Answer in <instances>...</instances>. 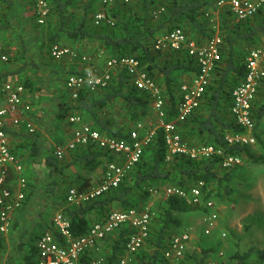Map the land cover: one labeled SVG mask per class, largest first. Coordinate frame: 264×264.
Listing matches in <instances>:
<instances>
[{
    "label": "trees",
    "instance_id": "trees-1",
    "mask_svg": "<svg viewBox=\"0 0 264 264\" xmlns=\"http://www.w3.org/2000/svg\"><path fill=\"white\" fill-rule=\"evenodd\" d=\"M29 1L31 5L36 4V0ZM217 1L204 0L203 3L196 2V0H141L136 5L133 1L130 3L115 2L108 6V9L105 7L104 10L112 23L106 18L96 24L94 15L99 10H97L95 0H48L49 13L45 22L43 24L35 22L33 27L35 32L43 31L41 34L46 36L45 38L38 35L39 40L32 42L21 36L25 30L19 31L15 26L13 27V24L0 23V44L8 53V60L0 62V81L10 74L19 73L20 68L32 65L31 67L35 68H30L33 73L30 75L29 71L24 72L22 76L20 75L21 81L18 82L23 84L26 91H39L43 88V81L48 80L51 83L55 80L53 85L61 102L62 117L67 120L71 114L77 113L85 122L90 123L104 134L126 137L128 130L138 121L144 122L146 128L150 129L148 118H152L151 111L158 121L151 93L137 87L129 74L122 70L112 74V79L106 87L93 91L85 89L80 91L77 98H73L65 86V81L69 74L80 72L83 67L80 69L76 66L66 70L60 68L57 60H54L51 55L52 45H69L68 47L71 46V48L78 47L80 50L89 51L88 55L96 60H102L103 64L113 56L136 57L161 87L165 99L164 108L167 112L165 118L173 120L177 114V104L181 100L179 90L183 82L182 76L185 73L191 75V72L197 68L194 60L185 51L171 48L156 49V40L174 27L183 28L187 35L198 41L208 38L214 34L215 30L207 14L214 16L217 10L223 11L219 27V33L223 38L222 59L204 93L201 104L184 121L178 123L179 131L191 143H216L224 147L228 153L240 155L241 158L245 155L253 161L263 159L262 155L258 156L251 151L253 146L229 145L224 138L229 133L244 131L243 127L236 123L230 110L232 89L245 76V61L250 49L264 41V6L253 17L236 20L226 7L218 8ZM0 2L1 20V18H7L14 0H0ZM161 6L164 7L162 12L155 15L156 10ZM259 13L260 16L256 17ZM33 16H36L34 11ZM9 33H14V36L11 37ZM41 38L43 40H40ZM31 45L38 51L37 57L29 55L33 49ZM21 59H24L20 63L21 67L8 69L7 66L10 63H17ZM98 67L102 68L103 65H98ZM263 117L264 79L253 105L255 127L252 132L257 138L256 144L261 141L262 134L259 133L258 126ZM68 125L72 126L69 120ZM21 126L23 125L14 126L7 123L5 129L9 136L16 134L24 138L30 146L31 157L35 160L40 154V147L36 143L35 135L30 134L26 128L20 130ZM187 126L189 129L186 130ZM190 127L193 133L195 132V140L187 137V132H191ZM12 151L14 153L13 149ZM70 151L71 154L67 158L64 156L59 159L52 150L46 158V165L51 167L46 193L52 192L58 184L56 171L62 167V163H65L64 167L71 164L77 165L78 171H95L99 167H103L104 170L106 163L114 159L112 154L95 146L77 147ZM219 167L225 172L218 173L221 171ZM234 167L223 168L218 157L195 160L184 155H175L172 159H167L164 133L158 123L155 134L149 145L144 148L140 161L117 187L84 203L67 204L63 211L70 221L72 236H81L86 234L95 223L104 221L116 208L120 210L133 207L143 209L140 204L153 198L151 189L158 188L160 190V195L157 197L159 210L152 216L145 245L131 255V264H163V251L170 238L182 231L175 232L174 230L181 225L179 215L194 208L208 210L204 207H193L179 196H167L164 192L165 187L175 185L188 189L203 180L205 182L203 193L208 189V185L213 184L204 196L206 199L214 197L215 190L222 197V192L226 190L221 183L226 179H232ZM10 177L16 179L17 175L11 170ZM256 178L253 176L251 179L254 181ZM89 179L87 178L85 184L77 188L87 189ZM25 180V195L21 206L17 208L21 214L26 211L35 193V183L28 176ZM227 190L231 192L230 187ZM67 191L68 187L61 195L63 199L66 198ZM16 225L14 222L11 228ZM46 231H51L58 236V232L52 226L50 230L35 232L31 236L27 235L26 230L17 232L20 242L16 249L23 253V262L36 263V241ZM133 232V227L125 224L116 229L115 234L106 235L103 242L105 246L109 243V252L105 253L101 262L94 264H116L119 258L126 253L125 242ZM209 252L211 249H204L200 257L185 252L182 262L183 264H206ZM256 254L252 260L251 252L235 251L229 255V260L216 264H262L264 250H257ZM93 262L94 257L91 251H86L80 258V264H93Z\"/></svg>",
    "mask_w": 264,
    "mask_h": 264
},
{
    "label": "built area",
    "instance_id": "built-area-1",
    "mask_svg": "<svg viewBox=\"0 0 264 264\" xmlns=\"http://www.w3.org/2000/svg\"><path fill=\"white\" fill-rule=\"evenodd\" d=\"M132 0H101L104 7L115 2L130 3ZM264 6V0H218L217 7H226L239 20L253 17ZM160 10L155 12L157 15ZM35 13L39 24H43L49 13L48 0H36ZM214 34L198 41L190 37L181 27H174L171 31L160 36L155 43L156 49L169 47L177 51H185L193 60L196 70L192 72L180 85L181 100L177 104V114L173 120H166L167 112L164 108L165 99L161 87L156 79L149 75L143 65L134 56L109 57L100 68L94 64V57L79 55L71 47L54 44L51 55L54 59L66 57L76 58L80 63H86L80 72L71 73L65 81L66 88L73 98L79 96L80 91H91L106 87L112 79V74L124 70L129 74L132 82L139 88L148 90L153 99V107L157 114L159 125L163 129L167 147V159L175 155H184L190 159L218 157L223 168L240 165V155L228 153L224 147L216 143H191L179 131L178 123L184 121L202 102L204 93L210 83L211 74L222 59L223 38L219 33V25L212 15L207 14ZM105 11L94 15V21L99 24L106 19ZM109 22L112 21L107 18ZM8 60V53L0 44V62ZM245 76L232 89L231 113L238 125L243 127L242 132H232L225 136L229 145L255 146L257 138L253 134L255 121L253 105L257 99L259 87L264 79V41L250 49L245 61ZM6 98L5 105L0 106V232L9 230L12 222V213L22 204L26 187L24 177L18 179L19 190L16 193L8 187V180L12 168L16 166V156L12 151L9 136L5 125L10 122L14 126L23 125L30 134L37 132V127L30 117L32 103L26 100V89L22 83L8 81L3 85ZM71 126L70 137L64 144L56 145L53 153L57 158L63 157L67 150L77 147L95 146L114 156L108 161L103 170V176L97 186L79 190L70 187L66 193L69 204L78 205L101 196L122 182L124 177L133 169L143 154L144 148L149 145L155 129H148L142 121L128 130L126 137L110 136L85 122L80 114H71L68 117ZM205 182L199 181L188 189L171 185L165 187V194L184 198L193 207H204L208 213L203 215L205 232L218 218L215 201L205 198L203 187ZM152 194L160 193L158 188L151 189ZM153 212L149 207L139 209L112 211L104 221L95 223L89 231L81 236H72L70 221L62 212H57L53 218L54 229L58 236L51 231L40 235L36 241L37 261L35 264H80V258L86 251L98 249L99 243L109 233L127 224L133 227L126 242V253L119 258L116 264H131V255L141 249L149 236ZM192 239L189 229L175 233L170 238L163 251V264H183L185 252ZM21 264H26L22 262ZM206 264H215L207 262ZM264 264V261L262 262Z\"/></svg>",
    "mask_w": 264,
    "mask_h": 264
},
{
    "label": "crops",
    "instance_id": "crops-1",
    "mask_svg": "<svg viewBox=\"0 0 264 264\" xmlns=\"http://www.w3.org/2000/svg\"><path fill=\"white\" fill-rule=\"evenodd\" d=\"M95 1L98 6L97 10L103 11L106 8L107 9L109 8V7L105 8L101 0H95ZM132 1L133 4L136 5V3L140 2L141 0H132ZM203 1L204 0H196V2H203ZM2 7H6V6L2 5ZM10 8L11 10L9 9L7 18H1L0 23L5 22V23H9L10 25L13 24V27L15 26V28L19 29V31L25 30V32H22L21 36L26 39L28 38L32 42L35 40H39L38 35L42 36L41 33L43 31L35 32L33 28L35 22H38L37 17L33 16V11L35 12V4L31 5L29 0H14ZM163 9L164 7L161 6L157 10H160L159 13H161ZM10 33L8 35L12 37L14 36L15 32L13 34ZM17 34L20 33L17 32ZM42 37L45 38L46 36H42ZM40 40H43V38H41ZM29 55L31 57H37L38 51L36 50V48H33L32 51L29 52ZM23 61L24 59H21L20 61H17V63H10L9 66L7 67L9 70L19 68L21 67L20 63H22ZM31 66L32 65L22 67L20 68L21 70L19 71V73H17L18 75L10 74L6 79L0 81V106L5 105L6 103V98L2 89L3 85L8 81L20 82L21 81L20 75L22 76L24 72L29 71L31 75V73H33L31 69H35ZM218 66L219 65H217V67ZM77 67L81 68V66L79 65H77ZM216 69L211 74L210 82L212 78L215 76ZM188 76L189 75H187V77ZM50 84L51 83L48 80L47 81L45 80L43 81L42 84L43 88H41V90L36 92L33 90L26 91V96H25L26 100L30 101L33 106V109L29 113L28 117H30L32 121H34L37 127L36 133L38 134V136H34V137L36 139V143L40 147V154L36 156L35 160H33V158L31 157L30 146L21 135L20 137H18L16 134H11L10 136L8 135L10 145L14 150L16 156V166L15 168H12V171L17 175L16 179H12L9 176V180L7 183L8 187L13 191V193H16L19 190L18 179L20 177L26 178V176H28L31 178V181L35 183L34 186L35 193L32 196L31 203L28 205L26 211L23 214H21L18 209L13 211L11 216L12 218L11 225L14 222L17 225L13 228H11L10 225V228L7 232L0 234V239H1L0 241L5 242L3 248L4 250L0 251L1 252L0 264H14V263L21 264L24 261L23 253L18 252L16 249L17 245L20 242V240L18 239L19 232L26 230L28 231L27 235H32V233L34 232L38 233V231L41 230L42 228H43L42 230L44 229L50 230L51 226L54 227L52 221H50V217L53 216L54 218L57 212L64 213L63 208H65L66 205L69 204L66 201V198L63 199L61 197V195L65 193L67 187L68 189L70 187H79L81 184H85L86 182L85 180L87 178L88 179L90 178L88 188H91L97 186L99 184V180L102 177L103 167H99L95 171H86V170L78 171L77 165L71 164L68 167H64L65 163H62L61 165L63 169L61 167L60 169L62 170L58 169L56 171V178H57L56 180L58 184L55 186V189L52 192L50 193L45 192L46 184L50 181L49 172L51 169L49 165H46V158L50 155V152L54 149L56 145L64 144L69 139L70 135L67 131L68 128L70 129L69 132H71V127H69V125L67 128L64 124L61 125V122L59 124L60 118H56L61 114L60 113L61 102L59 101V98L57 97L56 92L54 90L53 92L52 91L48 92L49 89H52V85ZM41 95L43 97H41ZM53 118L56 119L53 120ZM10 124L11 123L8 122V125ZM50 128L53 130L50 131L49 130ZM19 129L24 130L25 127L21 126ZM187 129H189L188 126L186 130ZM190 130L191 132L190 131L187 132L188 134L187 137L189 139L192 138L194 139L195 137H194L193 129H191V127ZM59 138L62 139L65 138L67 140L63 143L58 144L57 140ZM70 154L71 151L67 150L66 153L63 155V157L65 156V158H67ZM63 157L59 159H62ZM8 232H11V234L9 235ZM111 234H115L114 231ZM102 242L103 241L99 243V246L105 243ZM94 263L97 262L94 261L93 264Z\"/></svg>",
    "mask_w": 264,
    "mask_h": 264
},
{
    "label": "rangeland",
    "instance_id": "rangeland-1",
    "mask_svg": "<svg viewBox=\"0 0 264 264\" xmlns=\"http://www.w3.org/2000/svg\"><path fill=\"white\" fill-rule=\"evenodd\" d=\"M222 12L217 10L216 13H214L215 17L213 16L219 27L220 16ZM259 16L260 13L256 17ZM234 18L239 20L236 17ZM72 48L77 53L83 55H88L89 53V51L80 50L78 47ZM55 60H57L56 62L59 63L60 68L64 70L72 69L77 65L81 67H85L86 65V63L82 64L76 58L71 57ZM94 64L96 66L103 65V62L102 60H96L94 58ZM188 74L189 73L183 74L182 81L187 78ZM54 83L55 80L51 81L52 89H49L48 92H53V90L56 91L55 86L53 85ZM41 97L43 96L41 95ZM151 115L152 118H148V124L151 126L150 129H156L159 122L155 118V115L152 111ZM56 118H60L59 124L61 122V125L64 124L68 128V118L66 120L64 117H62V114ZM56 118H53V120ZM258 128V131H260L259 133L262 134L261 141L253 146L251 151L258 156L262 155L263 159L253 161L247 158L245 155H242L241 164L238 167H234L232 169V179H226L221 183V186L224 188V190H226V192L223 191L222 197H220L215 190L214 197L212 198L215 201V210L218 214V218L210 227V232H205L206 226L203 222V215L208 213L209 210L194 208L191 211L181 213L179 215L181 219V225L176 229L174 228V230L175 232L184 229L190 230L192 239L186 250V253L189 255L193 254L195 257H200L203 254L204 249H211L206 262L211 261L216 264L229 260V255L233 254L235 251H239L240 253L249 251L252 253L253 260L255 255H257V250H264V117L260 120ZM49 130L52 131L53 129L50 128ZM67 131L70 135L69 128ZM34 135L38 136L37 133ZM66 140L67 139L65 138H59L57 142L59 144L65 142ZM219 170L221 171H217L218 173L225 172L221 167H219ZM253 176L257 177L254 181L251 179ZM211 185H208V189L205 190L204 196L212 188ZM228 187H230L231 192L227 190ZM158 195L160 194H153V198L140 204V207H149L150 211L155 214V212H158L157 210H159L157 205ZM115 210H120V208H116ZM52 218L53 216L50 217V221H52L53 224ZM42 229L39 231H43ZM8 233L9 235L11 234V232ZM4 245L5 242L0 241V251L4 250ZM108 245L109 243L106 246L101 244L98 249L91 250L95 262L99 263L104 259L105 253L109 252Z\"/></svg>",
    "mask_w": 264,
    "mask_h": 264
}]
</instances>
